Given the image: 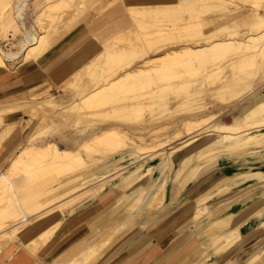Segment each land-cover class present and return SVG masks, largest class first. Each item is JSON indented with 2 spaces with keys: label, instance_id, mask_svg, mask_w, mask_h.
Listing matches in <instances>:
<instances>
[{
  "label": "bare ground",
  "instance_id": "1",
  "mask_svg": "<svg viewBox=\"0 0 264 264\" xmlns=\"http://www.w3.org/2000/svg\"><path fill=\"white\" fill-rule=\"evenodd\" d=\"M9 8L13 9L12 19L9 17L0 26V73L17 72L37 63L45 82L51 77L61 81L57 88L62 93L52 94L50 83L41 91L40 87H29L28 95L17 94L18 87L0 90V162H8L6 169L0 171V256L17 254L35 262L45 256L44 264L110 262L119 236L128 235L138 226L137 219L144 209L166 207L167 175L155 189L146 188L145 192L133 183L137 176L124 180L119 187L106 181L91 192L107 187L101 197L65 228L67 216L62 220L60 215L73 213L74 204L87 191L42 211L37 222L29 217L40 206L78 192L100 173L164 150L170 142L148 144L147 139L170 129V119L176 121L174 118L183 112L182 106L203 117L184 120L175 137L193 135L208 121L222 142H227L228 135H243L253 128L257 133H247L248 137L232 143H220V147H209L207 142L200 147L195 161H202L203 166H190L187 158L179 159L178 194L185 183L213 172L215 168L206 167L222 154L244 149L251 153L264 151V98L255 100L229 123L218 114L206 115L210 107L219 106L221 113L224 107L234 106L236 99L264 77V0H0V13L6 14ZM102 10L100 18L96 17ZM30 12L35 13L33 25L40 31L28 24L26 13ZM115 12L124 18L103 28L101 19ZM11 21L22 31L15 50H6L1 40L7 37ZM82 23L88 24V31L99 44L89 42L67 62H61L66 50L80 44L83 35H75L58 57L59 44ZM251 68L256 70L248 72ZM256 75L255 81H246ZM203 93L207 98H202ZM54 120L65 128L75 127L65 148L55 142L40 145L35 140L47 129L46 123ZM30 128L33 131L26 133ZM19 130L28 134L27 144L5 152ZM195 141L191 137L190 143ZM175 157L176 151H171L172 166L176 165ZM216 195L219 199L233 197L229 188ZM119 200L121 203L116 205ZM211 200L216 199L193 196L177 215L165 217L174 232L168 238L161 235L160 240L154 236L153 245L164 249L191 229L195 239L206 237L211 249L208 258L216 256L214 264H230L227 259L234 252L230 241L238 239L241 226L251 214H264V201L231 212L230 202L212 206ZM154 215L144 228L162 216ZM83 229L88 230L86 239L96 231L99 235L65 261L46 260ZM252 231L255 238L264 231V222ZM263 243L264 238L249 243L236 264H264V248L259 249Z\"/></svg>",
  "mask_w": 264,
  "mask_h": 264
},
{
  "label": "rangeland",
  "instance_id": "2",
  "mask_svg": "<svg viewBox=\"0 0 264 264\" xmlns=\"http://www.w3.org/2000/svg\"><path fill=\"white\" fill-rule=\"evenodd\" d=\"M101 13H103V10H102V12L97 13L96 17L100 18ZM26 14H27V19H28V24L33 25L34 18H35V16H34L35 13L30 12V13H26ZM12 15H13V9L12 8H9L8 11L6 12V14L0 13V26L2 24H4L5 22H7V19L9 17H11V19H12ZM13 22L11 21V23H10L12 25V27L9 28V31L7 32V37L5 38V40L4 39L1 40V45L6 50H8V49L15 50L14 44L16 43V40L18 38H20V36H21V31H22L21 28L22 27H17ZM33 27L36 28V30L40 31V29L37 26L35 27L33 25ZM74 30H73L74 32H71L69 34V36H67L65 39L69 40L73 36L78 35L80 33L79 35H83L82 36L83 37L82 38V42L80 44L74 46V48H72L71 50H69L64 55V57L61 58V62H67L69 59L72 58L71 56L77 54V52L81 48L86 46L89 42H95V43L97 42V44H99V41L97 40V37L94 36L90 31H88V24L87 23L80 24V26H78ZM98 31H95V33L98 32ZM117 43L121 44V45L124 44V43H120V42H117ZM260 64H261V62H260ZM10 66L12 67L13 65H10ZM259 66L260 65H258V68H259ZM255 70H256L255 68H251V69H248L247 71L248 72L249 71L253 72ZM53 73H56V71H54ZM44 78H45L44 74L42 73V75L39 78H37L35 81H33V83H40L39 84V86H40L39 90L40 91L41 90H45L46 87L50 83V84H52L51 88H50V92L51 93L53 92L52 94L60 95L59 93L60 92L62 93V91H60L57 88V84L61 83L60 80L56 79L55 77L54 78L51 77V78L48 79L50 81L47 83V82L44 81ZM256 78H257V75L256 76H249V77L246 78V81L253 82V81L256 80ZM254 85H253L254 88L251 87L249 90L246 91V94H244L239 99H236L235 103L236 102L237 103L234 106L224 107V109L221 111V113L219 112L220 111V109H219L220 107L219 106L214 107V108L210 107L209 108L210 111H208L206 113V115L208 116V115L218 114L219 118H221V120L223 122H225V123L232 122V120L235 117H240L241 114L250 105H252V103L255 100L264 98V77H262L260 80H258L257 83L254 84ZM54 89L57 90V91H55ZM22 92L25 93L26 95H28V92H26L25 88L19 89L17 91V94L20 93L19 95H21ZM43 97H44V94H43V96L41 98H43ZM204 97L207 98L205 93L202 94V98H204ZM217 102H218V104H221L222 106H226V103L222 102L221 100H217ZM196 104L197 103H193L192 105H196ZM185 106H182L183 107L182 108L183 112H181L182 114L180 113V115H178V116H176V118H174L176 121H172L173 119H170L171 120L170 129L168 128V129L164 130L163 132L158 134L156 137H148V139H147V143L148 144L149 143L150 144L151 143L156 144V143L164 142V141L170 142V145L167 146L166 148H164V150H160L156 154H153L152 156H150L151 163L154 164V165L159 164L160 165V169L158 170V173H155L153 171L152 172L149 171V174H150L149 177H151L153 175H154V177H157L155 175H158V176L159 175H163L159 179V183L162 181V179H164V177L166 175L168 177L166 179L167 185L170 182V178H171L172 182H175V181L179 182L178 179L176 178V174L181 170L180 165H179V159L187 158L188 159V163H189L190 166H191V163H194L198 167L200 165L203 166L204 163L202 161H198V162H195V161L197 160V157L200 154V151H201L200 147L204 146L207 142H208L209 147L210 146H212V147H220V143H227V142L228 143H232L234 141L242 140V138H246V137L249 136V134H247V132H244L243 135L239 134V133L238 134H233V135H228L227 142H222L223 138L221 137V139H220V136H218V134H216V133H213V131H211V129L209 128V125H211V124H209L210 121H208V123L204 122L205 124H203L199 128L200 130L196 131L193 135L175 137V135H176L175 133H177V131H179L182 128L184 120H186V119L197 120V119L203 117L200 114L197 116V115L191 113L193 111H187V110L185 111L184 109L186 107H188V106H186V107ZM19 115H16L15 117L18 118ZM177 120H179V121H177ZM34 122H35V124L38 123V119L37 118L34 119ZM46 126L49 128V130L47 131V133L43 137H41L39 139L38 144H40V145L45 144L47 141H53L59 147L63 148L64 144H65V141L67 140V138H68V141H69L71 134H73L74 130H75V127L65 128V126L63 124H61V123L57 124V123H53L51 121L46 123ZM32 131H33V128H30L29 130H26V133L27 132L30 133ZM251 132L254 133V134L257 133V131L255 129L254 130L252 129ZM223 136H225V134H223ZM18 137H19L18 139H21L22 138V134L20 133L18 135ZM24 137H25V135H24ZM191 137L196 139V141L194 143H192V144L190 143ZM223 141H225V140H223ZM183 144H185V145L182 146ZM178 147H180V148H178ZM171 151H176V157L174 158V161L176 162V165H174V166H172L171 162L169 161V154H170ZM238 151H232V153L231 152H227V154L224 153V154L221 155L220 158H218L217 160H215L212 163V166L209 165L208 167H206V169H212V168L216 169V170H214L211 174H209L206 177V179L208 180L206 182L207 184H210V183L212 184V182L215 179H217V178H233L235 176V179H233L232 181H229L228 184L234 186V190L237 191V190L245 188L248 184L256 183L259 180H261L259 175H251L249 173H248L249 177L246 176V178H244L243 175L242 176L240 175V174L244 173L243 170L242 169L236 170L235 168H236L237 164H238V166L244 165L242 162L239 163V161L237 159L239 154H240V160H241V158L242 159L244 158L245 159V163L247 165H251L252 168H250V170L258 169V168H260L259 167L260 165H264V159H263L264 155L261 152L260 153H251L249 150L247 151V149L241 150L239 152ZM165 157H166V159H165ZM258 160H260V161H258ZM149 163L150 162H143V161L142 162H137V163L131 165L130 167H128L127 170L125 171V173H128L129 171H132V170H134L136 168L144 167L146 165H149ZM259 163H260V165H259ZM101 164L102 163L98 164L97 166H100ZM125 164L126 163H124V165ZM122 165L119 166L118 168L114 169L113 171H109L106 174L100 173L97 176H94V178H92L91 181H89L83 187H81L78 190V192H76L77 191L76 190L74 193L72 192L69 196L68 195L63 196V197L55 200L54 202H51L49 205H44L45 207L44 206H40L38 208V210L36 211V213L34 214V216L29 217V220L33 219L34 222H37L40 219L39 215L41 213H43L42 211H44V210L47 211V210L51 209V206L55 207L56 204H57L56 206H58L59 204L63 203L64 200L67 201V200L71 199L73 196L79 195L82 192L87 191V193L85 195H81L78 198V200L76 201V203L74 204L75 205V209H73V213L70 214V213L66 212L65 214L62 213L60 215V219H62V220H64L65 217L67 216V219L65 220L66 222L64 223L65 225L63 227V228H65V226L67 224H69L70 222L72 223L75 218L79 217L83 213H86L94 205L95 201L101 197V195H102L101 193H103V191H105L107 187H103L100 192L91 193V192L95 191L96 188H98L101 184H103V183H105L107 181V182H110V185H113V186L115 185L116 187H119L124 180L131 178V176H127V174L117 175V173H116L115 175H113V173L116 172L119 168H121ZM6 166H7V164H4L1 167L0 170L4 171L6 169ZM184 170H182V171H184ZM263 171H264V168H263ZM200 177L202 179V175ZM113 181H115V183ZM133 183H135V180L133 181ZM187 183H185V185L182 186L181 194L182 193L188 194V197H184V198L180 199V201H178L176 203H173L171 209L168 211V215H170V216L177 215V213L180 211V209L187 203L186 202L187 199L189 197H191V196L193 197L196 193H199L201 191V188L197 187V184H202L200 180L193 179V180H191L190 182H187ZM223 185L221 184L222 187H223ZM192 187H194V188H192ZM170 188H172V187H170ZM191 188L194 189V190H192L191 192H188V191L191 190ZM254 190H255V193L253 194L252 199L255 200V201L247 202L244 205H239L238 204L236 206L237 207L236 210H235L236 212L239 211L240 209L241 210L244 209L245 207L248 208L250 206L257 205L260 202L264 201V184L261 185V186L256 187ZM140 191L141 192H145V190H143L141 188H140ZM215 191H217L216 187L213 188L210 193H214ZM228 198H232V196L229 195ZM121 200H119L115 204L117 205L118 203H121ZM61 201H63V202H61ZM159 206H162V203L160 205H158V207ZM57 212L61 213V211H57ZM168 215H167V217H168ZM68 216H70V217H68ZM263 222H264V214L263 215H258V214H253L252 215L251 214L249 216L248 221L244 225H242L241 228H240V236L238 237V239L236 238V239H233V241L232 240L230 241V245L231 246L233 245L234 252H232V254L228 257V259H227L228 263H230V264H234L235 263L236 264L237 257L240 255V253L243 251V249L249 245V243H251V242L256 243L260 239L264 238V231L262 233H260V234H256L255 238H253V236H252L253 235V231H252L253 228L257 227L259 225H262ZM170 223H171V221L168 222V224H170ZM152 227H150L149 230H151ZM63 228L60 229L59 233L63 230ZM189 230L185 233L184 237H187V236L190 235V231ZM106 233H108V232H105V234ZM98 235H99V232L97 233L96 237H98ZM145 235L146 234H144V233L136 234L132 238V242L130 241L128 244L123 245L118 250V254L120 256H122L123 253L126 250L131 248L142 237L144 238ZM191 236L192 235H190V237ZM263 244H261V246L259 247L260 250L264 248ZM163 252H165V251L158 252L155 256H157L158 254L160 255V253H163ZM192 252H190L189 255ZM210 252H211V249H209L207 251V253H210ZM146 253H147V250H145V252L143 250V252H141L139 254V256H141L143 254H146ZM194 258H196V256H194ZM215 258H216V256L213 257V259H215ZM148 264H153V261L149 262Z\"/></svg>",
  "mask_w": 264,
  "mask_h": 264
},
{
  "label": "crops",
  "instance_id": "3",
  "mask_svg": "<svg viewBox=\"0 0 264 264\" xmlns=\"http://www.w3.org/2000/svg\"><path fill=\"white\" fill-rule=\"evenodd\" d=\"M122 18H124L123 14L115 12L114 14L112 13V14L106 16L105 18H102L101 23L102 22L105 23L103 28L109 27V25H111V24L115 25L118 22H120ZM74 37L75 36H73L72 38H74ZM72 38L69 40L65 39L61 44H59L58 50L60 49L61 52L60 51L56 52L58 57H59V55L63 54L62 53L63 51L65 52V48H67L66 45L68 43H70L72 40H74ZM66 51L68 52L69 49H67ZM67 52H65L63 55H65ZM30 65L23 67L22 69H20L17 72L5 71L3 73H0V90H5V89H9V88H17V87H18L17 90L20 88H25V87H26L25 89L27 90V89H29V87H32V86H36V90H37L40 87L39 86L40 83H33V81H35L37 78H39L42 75V69L39 66V64H37V63H32ZM38 69H40V70H39V72L37 71L38 72L37 73L36 70H38ZM23 77H24V79H23ZM26 77H28V78H26ZM51 122L57 123V124L59 123L56 120L51 121ZM253 129H255L257 131L256 128H253ZM48 130H49V128L47 127V129L45 131H43L41 134H39L35 140L38 142L39 139L41 137H43L47 133ZM20 133L22 134V138L18 139L19 138L18 135ZM247 133H250L251 135L254 134L252 132H247ZM24 135L26 136V138L24 137ZM13 141L14 142H12L11 146L8 144L7 148L5 149V152H9L10 147H11V151H13L14 148H16V147L18 148L20 146H24L25 144H27L28 134H26L22 130H19V132L17 133V135L15 137V140H13ZM48 142H53V141H47L46 143H48ZM68 143H69V141L66 140L63 148H65V146H67ZM45 144H43V145H45ZM261 153L264 155V151L263 152L261 151ZM6 155H8V153ZM237 159H238L239 163L242 162L244 164V165H242L243 167L242 166L239 167L237 165V167L235 168L236 170L242 169L243 172H245V173L240 174L241 176L243 175V177L246 178V176L249 177V174L259 175L261 180L256 182V183H252V185L248 184L245 187V189L243 188L241 190L235 191L234 186L228 184L229 181H232L233 179H235V176L232 179L231 178H224V179L223 178H217L212 182V184L210 183L211 185L207 184L206 182L208 180L206 179V177L212 173L210 171V173L204 174V176L200 180L202 184H197V187H200L201 191L199 193H196L194 196L201 195L202 197H207V196L209 197L210 196L211 198L212 197L215 198L216 200L210 201L212 206H215L218 203H229L230 202L229 208H230L231 212H235V210L237 208L236 206L238 204L244 205L247 202L255 201L252 199V196L255 193L254 189L256 187L264 184L263 183L264 182V171H263L264 165H260L259 166L260 168L253 169L250 171V168H252L251 165H247L245 163L244 158L243 159L241 158V160H240V154H239ZM142 161L143 162H150V163H149V165H146L144 167H139V168H136L132 171H129L128 173H125V171L127 170L128 167H130L131 165H133L137 162H142ZM258 161H260V160H258ZM4 164H8V162H6V161L2 162L1 161L0 162V169ZM147 169L151 172L153 171L155 173H158V170L160 169V165L159 164H157V165L152 164L151 160H150V156H149L145 159L134 160V161L127 162L125 165L123 164L122 167L117 170V171H121V172L116 171V173H117V175L127 174V176H131V177L137 176L138 179L135 180L136 186H140V188L143 190H145L146 188L155 189L158 186V184H160L162 182L161 181L159 183V179L163 175H159V176L156 175L157 177H154V175H153V176L149 177L150 174H149V171ZM116 173L114 172L113 175H115ZM221 184L222 185L224 184L223 187L221 186ZM250 185H251V187H250ZM179 186H180L179 182H177V181L171 182L170 181L169 186H168V190L166 193V199L164 202L166 207L164 209H157V210H155L156 212L144 209L142 211L141 215L139 216V218L137 219L138 226L136 228H134L128 235H126V236L121 235V236H119L120 238L118 237L119 241H118L117 245L115 246V249L113 250V254L110 257V262L107 261L105 264H148L151 261H153V264H214L213 258H208L209 253H207V251L210 249V246H209L208 241L205 242L206 237H203L202 240L195 239L194 233L192 232L191 229L190 230L187 229L185 232L181 233L177 240L169 243L164 249L162 248L161 245H155V246L153 245L155 243V240L153 238L154 236H156L155 237V238H157L156 240H160L161 238H163V236H166L168 238L170 236V234H172L174 232L175 228L172 226H169L170 225V224H168L169 221L165 222V220H166L165 217H167L168 211L172 207L173 203L180 201V199H182L184 197H188V194H184V193L181 194L182 191L178 194L177 191L179 189ZM170 187H172V188H170ZM215 187L217 188V191H215L214 193H210L211 190ZM226 188L230 189L231 193H233V197L231 199H227V197L224 196V197H221L219 199L216 194L222 192ZM252 190H253V192L248 197L244 198L247 195V193H249ZM175 192H177V194ZM191 197H189L186 202H188ZM156 213L161 214L162 216L157 218L156 221L152 222L149 226L144 228L143 226L147 225L148 222L152 218H154L152 216ZM68 217H70V216H68ZM150 227H152L151 230H149ZM188 230L190 231V235H192V236L190 237V235H189L187 237H184L185 233ZM137 231L139 233H144L146 235L144 236V238L142 237L140 240H138L137 243H135L131 248L126 250L122 256H120L118 254V250L123 245L128 244L130 241L132 242V237H134L136 235L135 233H137ZM87 233H88V230L83 229L79 234H77V236L72 237L70 240L63 243V245L61 247L55 249L51 253V256L46 260L58 261V262H60L61 260L65 261L67 258H69V256L71 254H74L75 252L82 250L83 248H85L88 245V243L90 241L97 238L96 235L98 232L96 231L89 239L87 238L88 240L85 238ZM161 235H163V236H161ZM61 240L62 239H60L59 242ZM204 242H205V244H204ZM206 243H207V245H206ZM143 250H144V252H145V250H147V253L139 256V254L141 252H143ZM162 251H165V252L160 253V255L158 254L157 256H155L158 252H162ZM190 252H192L193 254L191 253L189 255ZM194 256H196V258H194ZM43 257H45V256H43ZM43 257L41 259H39L40 261L35 262L32 260L28 261L26 259H23L20 256H18L17 254H13L12 256L4 254V255L0 256V264H41V263L44 264L43 261H45V260Z\"/></svg>",
  "mask_w": 264,
  "mask_h": 264
}]
</instances>
